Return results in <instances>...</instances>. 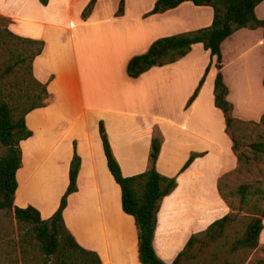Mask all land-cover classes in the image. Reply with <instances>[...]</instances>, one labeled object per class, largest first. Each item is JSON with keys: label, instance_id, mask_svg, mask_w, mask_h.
<instances>
[{"label": "crops", "instance_id": "1", "mask_svg": "<svg viewBox=\"0 0 264 264\" xmlns=\"http://www.w3.org/2000/svg\"><path fill=\"white\" fill-rule=\"evenodd\" d=\"M88 1L49 0L42 5L38 0H0V15L11 20V32L45 41L32 69L48 95L43 106L24 117L32 134L19 143L13 203L32 205L41 218L50 217L68 187L76 153L80 165L76 190L68 194L62 211L65 226L79 245L98 254L100 264H141L134 218L122 209L98 124L103 122L124 176L146 169L157 128L162 144L156 169L175 176L176 186L160 201L153 248L170 263L191 234L229 212L217 181L236 167L237 159L223 114L214 105L216 61L202 43H194L175 62L154 66L136 78L126 74V64L156 38L209 26L213 10L183 1L148 14L156 0H124L123 13L115 15L119 0H96L82 19ZM255 14L264 20V0ZM263 40V28L242 27L220 44L227 99L233 115L243 121L258 122L264 113ZM191 154L194 158L180 171ZM258 242L264 245V216Z\"/></svg>", "mask_w": 264, "mask_h": 264}, {"label": "trees", "instance_id": "2", "mask_svg": "<svg viewBox=\"0 0 264 264\" xmlns=\"http://www.w3.org/2000/svg\"><path fill=\"white\" fill-rule=\"evenodd\" d=\"M46 5L49 0H38ZM183 1L195 5H207L213 10L209 26L180 34L162 36L153 40L147 50L129 58L126 74L136 78L154 66L175 62L186 55L192 44L202 43L211 57H215L217 73L214 78V105L219 108L225 121V131L231 140V148L237 159L236 167L218 178L217 187L221 197L226 201L229 212L213 221L202 231L193 233L178 252L172 262L165 263L156 255L153 248V236L156 227L157 211L162 198L176 186V177H168L156 169V159L162 144V137L157 128L153 129L146 169L138 174L124 176L112 152L108 135L102 121H99L98 132L102 142L107 167L120 187L121 205L125 213L132 215L137 229L138 259L141 264H199L198 258L204 257L216 264H241L233 262L239 252L251 253L259 247V233L262 228L264 205V170L257 169L263 176L260 179L239 182L231 185V177L241 171L243 161L257 165L264 156V140L250 142L251 155L243 150L242 135L238 132L243 124L258 125L263 123L264 113L258 122L243 121L233 115V104L228 101V87L221 73V42L235 30L263 28L264 20L255 14V7L263 0H156L148 14L161 13L174 8ZM96 0H89L81 12L86 19L91 13ZM124 10V0H119L115 15ZM11 20L0 15V213L16 224L17 241L11 250L0 253L8 260L20 264H100L101 259L92 250L78 244L65 226L62 211L66 206L68 194L76 190V177L80 159L74 153L69 167V184L53 214L43 219L32 205L19 207L14 205V193L17 187L16 171L21 164L19 143L28 138L32 132L26 127L25 115L36 107L44 105L43 100L48 92L46 84L38 81L32 72V62L44 47L45 41L21 37L8 28ZM264 50V40H263ZM209 65L186 102V107L196 97L203 83ZM264 85V75L262 79ZM30 101L28 106L21 103ZM194 158L191 154L180 171L184 170ZM237 200L235 204L231 198ZM243 205H247L248 215L243 229L232 240H228L226 230L237 217ZM221 240V242H220ZM219 244V245H218ZM232 256L233 259H228ZM247 264H264V257H251Z\"/></svg>", "mask_w": 264, "mask_h": 264}, {"label": "rangeland", "instance_id": "3", "mask_svg": "<svg viewBox=\"0 0 264 264\" xmlns=\"http://www.w3.org/2000/svg\"><path fill=\"white\" fill-rule=\"evenodd\" d=\"M112 5V2H109ZM33 72V69H32ZM112 83V82H111ZM107 88H112V85L110 83L107 84ZM108 91V90H106ZM23 106H28L30 104V101H25L21 103ZM242 135V143H243V150H246L247 155H251V152L249 150V144L250 142L257 140V139H263L264 140V120L263 123L258 125H252V124H243L241 126L240 131H238ZM264 160V156H263ZM260 168V170H264V161L262 163H259L254 166V164L245 163L243 161L241 166V171L238 174H234L231 177V185L234 186L238 184L239 182L243 181H250L251 179H260L263 176L257 171V169ZM231 200L236 204L237 200L236 198L232 197ZM259 207L262 208L264 205V200H261L258 203ZM242 210L237 213V217L235 220L229 225V227L226 230V235L228 240H232L236 234L243 229L244 221L248 217V215H244L245 211H247V205L242 206ZM17 241V230H16V224L13 220L4 217L2 213H0V253H3L7 250H11V245L13 242ZM221 242V240H220ZM219 245V244H218ZM251 257H264V249L259 247L257 250L252 251L251 253H245V252H239L237 258L233 262H239L241 264H247L249 261V258ZM1 263L0 264H20V262H15V260L11 261L8 259L3 258V255L1 256ZM223 257H220V260L218 261H207L204 257H199L198 261L199 264H216L219 263ZM228 259H233L232 256H229Z\"/></svg>", "mask_w": 264, "mask_h": 264}]
</instances>
